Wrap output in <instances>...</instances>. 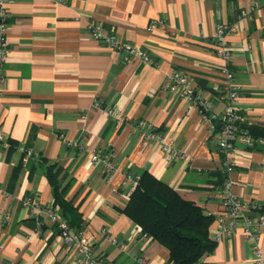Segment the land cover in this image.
<instances>
[{
  "label": "crops",
  "instance_id": "crops-1",
  "mask_svg": "<svg viewBox=\"0 0 264 264\" xmlns=\"http://www.w3.org/2000/svg\"><path fill=\"white\" fill-rule=\"evenodd\" d=\"M256 2L260 6L254 8ZM263 5L264 0H10L0 129L8 140L30 145L35 155L0 147V262L78 264V251L52 218L42 212L43 226L38 228L24 203L26 196L34 195L44 207L53 205L45 170L50 162L63 167L64 180L70 182L67 197L80 206L93 253L113 264H139L137 256L171 264L168 248L120 210L134 187L130 175L144 170L213 213L212 236L228 178L232 190L254 205L245 215L256 221L264 214V149L238 143L232 155L234 170L229 172L216 134L199 109L164 88L169 72L182 69L211 103L212 112L221 114L225 60L217 55L211 37L219 25H235L228 39L230 68L241 86L239 126L263 136ZM161 18L164 26L149 28ZM90 20L143 47L152 62L123 60L92 36ZM109 108L125 119L115 118ZM141 118L165 131L187 156L169 159L158 142L146 139L137 128ZM98 149L114 161L111 174L91 161ZM247 228L241 217L232 234L203 257L204 264H254L257 243L264 253V226L258 240L246 236Z\"/></svg>",
  "mask_w": 264,
  "mask_h": 264
},
{
  "label": "built area",
  "instance_id": "built-area-1",
  "mask_svg": "<svg viewBox=\"0 0 264 264\" xmlns=\"http://www.w3.org/2000/svg\"><path fill=\"white\" fill-rule=\"evenodd\" d=\"M9 2L10 0H0V83L5 81L4 64L9 54V24L12 17ZM259 6V3L256 2L254 8ZM262 7L264 8V5ZM246 13L247 11L245 9L242 10L243 15ZM158 24L164 26L165 22L161 18L158 22H153L149 28H154ZM88 28L94 38L104 42L115 52L120 53L123 60L127 61L137 58L144 63L152 62V58L147 50L129 40L117 38L115 34L107 30L100 22L90 20ZM235 30V25L221 24L211 37L217 55L225 60V65L222 68L225 75V109L221 114L212 112L211 103L203 97L200 89L193 86L189 76L184 70L178 68L172 69L164 84L166 90L178 92L199 109L203 120L208 124L210 130L216 134L219 150L225 154V161L229 172L234 170L232 155L238 143H242L251 148L264 149V135L257 136L251 134L242 130L239 126L241 111L238 103L241 94V86L230 68L232 46L228 39V35ZM1 90L2 87L0 85V92ZM97 104L100 105L101 103L97 102ZM107 111L118 120L122 121L125 119L118 110L109 108ZM84 117H86V115H84ZM217 120L219 122H216ZM136 126L146 139L158 142L169 159L187 156L185 150L178 148L172 141H169L165 131L156 128L151 121L141 118L136 122ZM66 142L70 145V141L66 140ZM9 145V140L5 138L0 129V147H8ZM19 149L23 151L26 157L35 155L32 147L19 144ZM91 161L95 164L102 165V169L107 174H111L116 166L114 161L99 149L91 153ZM130 177L134 186L140 176L130 175ZM232 184L233 182L230 178L225 181V188L221 196L223 211L218 213V224L213 237L219 241L225 236L231 235L239 219L245 217L248 222L246 236L258 240L259 234L264 226V214H260L256 221H252L249 216H246L245 209L248 208V206L254 207V205L241 199L232 190ZM24 203L31 208L32 214L37 218L38 228L43 226V220L40 218L42 212H46L53 221L59 223L61 234L65 240L69 242L72 248L78 251V264H113L112 261L106 259L104 256L94 254L91 241L87 238L85 230L76 231L71 228L66 221L60 218L57 209L52 206L44 207L40 200L34 195L26 196L24 198ZM111 240L125 246V242L119 240L116 236H111ZM2 248L3 244H0V251ZM137 261L139 264H153L144 256H137ZM253 262L254 264H264V253L258 243L255 246ZM0 264L8 263L0 262ZM192 264H204L203 257Z\"/></svg>",
  "mask_w": 264,
  "mask_h": 264
},
{
  "label": "trees",
  "instance_id": "trees-1",
  "mask_svg": "<svg viewBox=\"0 0 264 264\" xmlns=\"http://www.w3.org/2000/svg\"><path fill=\"white\" fill-rule=\"evenodd\" d=\"M216 122H219L218 120ZM9 148L19 143L9 140ZM26 146H29L26 144ZM106 154V153H105ZM54 203L60 218L76 231L84 230L85 220L79 205L67 197L70 182H65L63 167L58 162L46 165ZM129 200L120 210L139 224L145 235L164 244L170 252L171 264H192L212 252L217 240L211 234L214 214L196 202L184 198L175 188L152 172L140 173ZM13 176V180L15 178ZM61 233L59 223L54 221Z\"/></svg>",
  "mask_w": 264,
  "mask_h": 264
}]
</instances>
